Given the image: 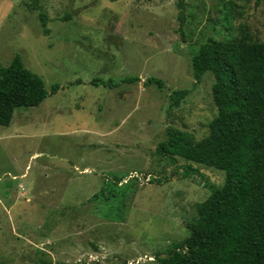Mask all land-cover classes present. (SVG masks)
<instances>
[{
	"label": "rangeland",
	"instance_id": "obj_1",
	"mask_svg": "<svg viewBox=\"0 0 264 264\" xmlns=\"http://www.w3.org/2000/svg\"><path fill=\"white\" fill-rule=\"evenodd\" d=\"M185 6L181 24L178 0H0V69L20 55L61 87L0 127V263L164 264L189 236L202 184L226 174L157 150L169 127L210 135L215 77L195 86L192 57L209 41L264 43V0ZM128 77L141 82L89 85Z\"/></svg>",
	"mask_w": 264,
	"mask_h": 264
},
{
	"label": "trees",
	"instance_id": "obj_2",
	"mask_svg": "<svg viewBox=\"0 0 264 264\" xmlns=\"http://www.w3.org/2000/svg\"><path fill=\"white\" fill-rule=\"evenodd\" d=\"M178 8L184 24L185 0H178ZM191 62L195 86L207 72L215 77L212 92L218 117L211 123L210 135L201 142L188 132L167 128L168 139L157 152L161 158H181L224 172L226 179L222 186L202 184L210 196L197 206V218L188 224L189 236L163 263L264 264V43L209 41ZM140 82L138 77H128L118 82L95 79L89 85L113 90ZM152 85L165 90L160 79L145 82V86ZM60 89L55 85L48 92L43 79L27 69L17 55L8 67L0 69V127L10 126L17 109L38 107ZM191 92H172L169 115ZM194 172L186 168L184 174L189 177Z\"/></svg>",
	"mask_w": 264,
	"mask_h": 264
},
{
	"label": "water",
	"instance_id": "obj_3",
	"mask_svg": "<svg viewBox=\"0 0 264 264\" xmlns=\"http://www.w3.org/2000/svg\"><path fill=\"white\" fill-rule=\"evenodd\" d=\"M163 257H165V256H163ZM121 263L128 264L127 262H124V261H122Z\"/></svg>",
	"mask_w": 264,
	"mask_h": 264
}]
</instances>
